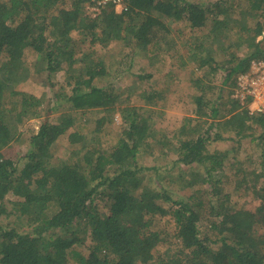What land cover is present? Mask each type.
<instances>
[{
	"label": "trees",
	"instance_id": "16d2710c",
	"mask_svg": "<svg viewBox=\"0 0 264 264\" xmlns=\"http://www.w3.org/2000/svg\"><path fill=\"white\" fill-rule=\"evenodd\" d=\"M237 1L127 0L122 11L109 2L89 18L87 8L95 0H0V73L7 76L0 89V216L13 218L0 223V264H264V114L250 115L232 97L237 77L264 56V40L257 41L264 31V0L237 6L239 19L233 15ZM175 21L204 31L187 51V60L204 74L189 80L198 93L194 113L168 135L156 130L158 116L148 108L165 95L145 91L140 97L145 107L122 106L119 100L134 90L108 83L112 67L95 59L90 48L123 42L130 54L119 62L130 64L134 56L153 62L147 54L169 51V25ZM72 33L83 46L76 58ZM25 49L37 55L36 71L48 76L66 63L63 87L70 91L62 89L54 99H64L67 107L61 108L70 111L56 122H42L19 155L12 145L22 140L26 121L41 117L42 105L40 98L14 90L13 84L28 76ZM218 50L221 61L214 57ZM219 72L222 89L217 95L212 91L208 101ZM228 87L231 96H224ZM96 111L102 112L95 119L96 133L114 115L120 119L117 143L103 151L77 129L67 136L71 155L55 156L57 140ZM245 139L256 141L261 160L256 173L238 179L245 188L235 190L251 194L257 201L253 208L224 197L220 183L226 182L223 173L231 162L226 153L209 151L213 143ZM149 142L174 154L175 164L187 167L188 186L202 185V194L179 202L156 187L164 177L155 165L142 166L139 160V149H149ZM7 195L14 199L9 209ZM97 201H105V212H99ZM165 216L174 222L172 235L152 227L154 219Z\"/></svg>",
	"mask_w": 264,
	"mask_h": 264
},
{
	"label": "rangeland",
	"instance_id": "374dc122",
	"mask_svg": "<svg viewBox=\"0 0 264 264\" xmlns=\"http://www.w3.org/2000/svg\"><path fill=\"white\" fill-rule=\"evenodd\" d=\"M190 2H201L203 0H187ZM215 1V0H208ZM225 2L228 0H224ZM231 3H229L230 5ZM233 15L236 18H240L241 9L247 5L246 0H239L233 4ZM87 16L93 18L91 7L87 8ZM204 31L193 30L190 31L186 23L182 21H175L169 25L168 38L171 46L169 51L161 53L160 49H154L153 52H149L147 55H153L155 58L153 62L146 58H138L137 56L131 57L130 64L126 60L119 62V58L124 57L125 53L130 54V51L125 47L123 42L111 43L109 47H101L94 45L90 49L93 52V56L96 59H101L109 69L112 67V74L108 76L107 82L112 83L115 86L127 87L129 90H134L135 94L131 97H122L119 101L120 104L145 107V104L140 97L146 92L150 91H161L165 98L155 105H149L158 116L155 120L154 127L161 133H172L181 123L184 117L192 115L194 113V97L198 93L190 85L189 80L192 76L200 77L204 74V69H201L199 65L187 60V51L189 42L203 34ZM73 39V50L71 53L75 54L74 57H78L82 51L83 46L80 44V36L76 33L71 34ZM194 42V41H193ZM264 44V42H263ZM245 51L244 47L240 48L239 52L242 54ZM217 61H221L222 55L218 50L214 56ZM3 61V56H0V62ZM23 63L28 68V76L26 80L20 84H13L14 90L32 95L42 100L41 105V117L26 121L25 125L22 126L24 136L19 143L13 144V152L19 155L25 154L29 147V137L33 135L38 129V126L44 122H56L62 113H66L70 110L61 107H67L64 99L55 100L54 93L64 92L68 93L70 88H64V71L66 69V63L62 65V70L58 73H53L48 76L46 72H37L38 57L35 52L31 49H25L23 52ZM140 77V78H138ZM7 81V76L0 73V89L4 90ZM53 85V86H52ZM118 91V87L114 88ZM222 89L221 83V72L216 77L214 89L209 90V100H211V93L214 92L217 95ZM224 96L232 93L231 87L223 89ZM9 93L6 92L7 96ZM233 97V95H232ZM15 97L6 98V101H15ZM126 100V101H125ZM225 100V98H224ZM61 104H63L61 106ZM59 108H61L59 110ZM224 107L219 108V114L222 115ZM100 111L83 117L77 124V128L69 129L66 134L59 138L57 145L54 149L55 156H70L72 147H70L67 136L72 131L79 129L86 136L87 140L92 143H97L100 149L108 151L112 148L118 140L117 133L120 132L119 125L120 119L117 115L111 118V123H107L104 127L103 132L96 133L95 119L100 117L102 114ZM259 128L255 129L254 133L257 136ZM229 130H224V135H228ZM156 142H149L147 150L144 147L139 149V160L142 166L155 165L159 170L160 182L156 184V187L164 188L172 195L174 200L179 202H192L194 197L201 195L203 192L202 185L188 186L189 179L187 177V167L180 164H175L176 156L174 154L160 152L156 149ZM218 150L219 152L226 153L228 160L231 165L224 170L223 178L226 180L221 181L220 187L223 189L224 197L228 201H235L238 206L246 205V208H253L257 205V201L253 199L251 194L237 195L235 189H244L243 184L238 181L241 174L249 173L254 171L256 173L258 163L260 162V152L256 145V141L245 139L242 141L228 140L224 142L213 143L209 146V151L212 152ZM147 151V152H146ZM22 162V161H21ZM227 164L225 163L224 166ZM237 169L242 170L240 173L236 172ZM202 171V167L199 169ZM237 175V176H236ZM184 176V178L178 177ZM170 177V179H169ZM173 179V180H171ZM261 184H259L260 186ZM264 185V183H263ZM150 188L155 187L153 182H149ZM172 193V194H171ZM222 198V197H221ZM13 197L7 195L5 198V205L10 208L12 205ZM99 212H105L106 206L105 201H97ZM165 207H168L167 203H163ZM13 218H7L6 216H0V223L5 224L11 221ZM152 227L154 230L162 231L168 235H172L174 232V222L170 216L162 218H156L153 221ZM70 264H76L72 261Z\"/></svg>",
	"mask_w": 264,
	"mask_h": 264
},
{
	"label": "built area",
	"instance_id": "2783aa9c",
	"mask_svg": "<svg viewBox=\"0 0 264 264\" xmlns=\"http://www.w3.org/2000/svg\"><path fill=\"white\" fill-rule=\"evenodd\" d=\"M109 2L113 3L118 11L126 10L127 0H95L91 8L93 18ZM263 40L264 31L257 38V41ZM233 97L238 99L240 105L245 107L250 115L264 114V56L252 60L249 70L237 77Z\"/></svg>",
	"mask_w": 264,
	"mask_h": 264
}]
</instances>
